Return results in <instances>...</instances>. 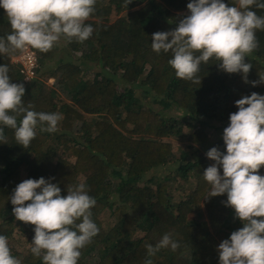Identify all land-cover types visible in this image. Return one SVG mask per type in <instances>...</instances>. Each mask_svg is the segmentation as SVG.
Here are the masks:
<instances>
[{
  "label": "trees",
  "instance_id": "trees-1",
  "mask_svg": "<svg viewBox=\"0 0 264 264\" xmlns=\"http://www.w3.org/2000/svg\"><path fill=\"white\" fill-rule=\"evenodd\" d=\"M189 2L131 0L126 6L127 0H96L85 21L94 29L90 38L80 43L62 37L46 53L35 49L37 67L31 77L12 59L19 50L0 54V65L8 66L11 81L25 88V107L62 114L53 133L41 132L38 125L28 148L17 144L8 127L6 141H0V235L7 237L21 264H43L42 257L32 254V246L18 250L10 243L16 230L24 242L32 243L34 237L35 226L17 220L11 203L16 186L30 178H52L62 196L67 188L85 183L96 200L91 219L99 232L81 249L78 264H144L146 259L153 264H219V244L243 227L234 209L222 203L226 194L207 198L211 185L203 174L215 162L199 154L194 144L204 146L207 128L215 127L222 133L208 149L226 153L223 130L229 115L238 111L235 101L253 92L264 95V83H250L264 76V30L256 31L259 47L246 57L252 65L249 83L240 73L223 71L215 57L201 62L200 84L182 80L168 63L173 53H156L151 43L153 33L174 30L190 14ZM223 2L238 6L237 0ZM252 10L264 16V9ZM113 12L118 15L111 19ZM11 31L0 8V38ZM137 86H143L162 110L142 101L135 94ZM172 107L182 114L166 115ZM178 134L189 144L175 152L165 138ZM169 162L175 163L173 170L154 182L144 180L146 172ZM218 169L222 175V167ZM259 174L264 176V166ZM190 176L192 185L187 182ZM165 233L180 247L148 257L146 244L155 246Z\"/></svg>",
  "mask_w": 264,
  "mask_h": 264
},
{
  "label": "clouds",
  "instance_id": "clouds-1",
  "mask_svg": "<svg viewBox=\"0 0 264 264\" xmlns=\"http://www.w3.org/2000/svg\"><path fill=\"white\" fill-rule=\"evenodd\" d=\"M95 3L96 0H0L12 29L0 38V54L28 48L46 53L62 37L66 42L75 38L83 43L94 31L85 21L94 12ZM129 3L131 0L126 6ZM237 4L190 0V14L174 30L152 34V50L171 51L173 58L168 63L182 80L200 84L197 73L201 62L215 57L223 71L240 73L249 83L247 75L252 65L245 62L246 57L259 47L256 31L264 30V16L257 15L252 6L264 9V0H237ZM8 73V66L0 65V141H6L4 127H8L14 130L17 144L28 148L37 135V126L41 132L53 133L62 114L37 112L31 104L25 107V88L13 83ZM259 77V81L250 83H264V76ZM235 106L238 111L229 115V125L223 130L226 153L212 147L205 154L215 162L203 174L211 185L207 198L226 194L227 200L222 203L234 209L243 223L219 244V264H264V176L259 174L264 166V95L253 92L242 96ZM51 179L20 182L11 196L12 212L17 220L35 226L31 252L42 257L43 264H78L81 249L99 232L91 219L96 200L88 194L85 183L67 188V195L62 196L60 187ZM145 247L147 256L152 257L163 248L176 251L180 244L171 233H165L155 246ZM0 264H21L12 255L4 235H0ZM144 264L153 262L146 259Z\"/></svg>",
  "mask_w": 264,
  "mask_h": 264
},
{
  "label": "rangeland",
  "instance_id": "rangeland-1",
  "mask_svg": "<svg viewBox=\"0 0 264 264\" xmlns=\"http://www.w3.org/2000/svg\"><path fill=\"white\" fill-rule=\"evenodd\" d=\"M118 14L113 12L111 14V19L115 18ZM59 55V54H57ZM50 63V62H48ZM93 73V69H91L88 74L92 75ZM49 82H51V80H48ZM118 87H121V82L118 83ZM144 87L143 86H137L136 87V95L140 96L142 98V101H144L145 103H150L152 104L156 110H162L160 108L159 103L157 102H153L150 101V98L148 97L147 94L144 93ZM169 109V108H168ZM165 111V110H164ZM166 115H171V114H178L181 115L182 111H180L177 108H170V110H166ZM222 133V130L220 129H216L215 127H208L207 128V141L206 143H204V146H199L198 144H194L197 150H199V154H203L209 150L208 148L211 146L212 142H214V140H216ZM166 140L170 141L172 143V147L174 149L175 152H178L179 149H184L187 148V144H189L186 140H185V136L183 134H178L176 136H169L165 138ZM194 148L191 147V150ZM167 172V168L164 170L162 166L156 167L154 168L152 171H149L148 174L146 176H149L151 174H157V175H161L163 173ZM146 176L144 178H146ZM155 179V178H154ZM153 179V182L155 181ZM143 181V180H142ZM190 185V182H189ZM109 216V211L107 210L106 212H104V219H107ZM144 223H146V220H144ZM138 234H141V230L138 231ZM17 238H21L20 242L17 241ZM10 243L12 246L18 248V250L20 249H24V248H28L30 246H32L31 242H24L23 236L21 235V233H19L17 230L14 232L13 237L10 240Z\"/></svg>",
  "mask_w": 264,
  "mask_h": 264
},
{
  "label": "built area",
  "instance_id": "built-area-1",
  "mask_svg": "<svg viewBox=\"0 0 264 264\" xmlns=\"http://www.w3.org/2000/svg\"><path fill=\"white\" fill-rule=\"evenodd\" d=\"M15 61L20 63L21 70L25 72L27 77L34 76L37 67L36 52L32 48H28L23 52H19L15 57Z\"/></svg>",
  "mask_w": 264,
  "mask_h": 264
},
{
  "label": "crops",
  "instance_id": "crops-1",
  "mask_svg": "<svg viewBox=\"0 0 264 264\" xmlns=\"http://www.w3.org/2000/svg\"><path fill=\"white\" fill-rule=\"evenodd\" d=\"M18 53H19V52H18ZM18 53H17V54H18ZM17 54L14 55V56L12 57L13 60H15V57L17 56ZM48 80H51V82L48 81V83H52V82H53V78H52V77L48 78ZM191 151H193V149H192ZM198 151H199V150H198ZM193 154H194V153H193ZM193 154H190V156L193 155ZM203 154H205V153H203ZM159 166H162L164 170L167 168V172H168V171L173 170V169L175 168V163H174V162H171V163L169 162V163L166 164V165H158V166H156V167H159ZM156 167H154V168H156ZM154 168H152L150 171H152ZM148 172H149V171H148ZM148 172H146V173L144 174L143 177H145V176L148 174ZM163 174H165V173H163ZM161 175H162V174H161ZM158 176H160V175H157V174H151V175H149V176H146V178H148V177H149V178H152V179L155 178L154 180H157ZM144 180H145V178H144ZM187 182H190V185H192V183L194 182V178H193L192 176H190Z\"/></svg>",
  "mask_w": 264,
  "mask_h": 264
}]
</instances>
